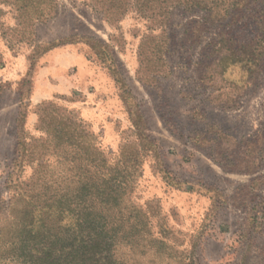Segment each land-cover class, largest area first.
Listing matches in <instances>:
<instances>
[{
    "label": "rangeland",
    "instance_id": "obj_1",
    "mask_svg": "<svg viewBox=\"0 0 264 264\" xmlns=\"http://www.w3.org/2000/svg\"><path fill=\"white\" fill-rule=\"evenodd\" d=\"M54 2V13L27 27L0 0V240L27 209L14 196L41 185L36 164L23 162L17 148L22 132L41 136L38 105L78 112L111 162L138 110L156 149L144 158L131 199L160 207L165 233H153L166 254L134 256V264H264V54L252 65L217 60L229 46L264 50V0H244L232 20L178 9L163 24L131 7L123 15L102 9V0ZM22 32L34 33L19 41ZM162 34L166 67L153 71L140 47ZM73 36L93 42L33 55L35 46ZM99 43L116 67L106 50L96 54ZM54 162L44 158L48 177L62 172Z\"/></svg>",
    "mask_w": 264,
    "mask_h": 264
},
{
    "label": "trees",
    "instance_id": "obj_2",
    "mask_svg": "<svg viewBox=\"0 0 264 264\" xmlns=\"http://www.w3.org/2000/svg\"><path fill=\"white\" fill-rule=\"evenodd\" d=\"M2 1L12 3L27 27L54 13L56 7L54 0ZM244 3V0H102V9H114L123 15L131 7L140 16L158 19L162 24L174 10H199L219 22L243 11ZM260 31L258 40L263 44L264 30ZM33 33H20L19 41ZM75 37L35 46L33 55L39 57L80 40L92 41L82 37L73 41ZM226 41L230 44V40ZM144 42L139 54L145 62H152L153 71L166 67L163 55L168 48L167 37L162 34ZM250 44L247 45L250 51L244 52L229 46L226 54L217 59L219 65L225 61L252 65L264 50L256 51ZM92 47L96 54L106 50L116 67L108 45L99 43ZM115 82L124 85L117 77ZM36 115V130L41 136L28 138L22 132L17 148L23 162L36 164V182L41 185L27 184L14 196L24 199L27 209L19 212L21 216L10 238L0 240V264H134V256L147 257L151 252L165 256V242L153 233L156 228L160 234L165 233L160 207L154 202L140 207L131 199L141 177L143 160L156 149L147 135L141 112L137 110L130 119L131 127L113 162L109 157L112 153L101 146L98 135L78 112L42 103L36 107ZM46 156L62 168L59 175H46Z\"/></svg>",
    "mask_w": 264,
    "mask_h": 264
}]
</instances>
